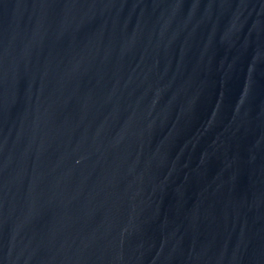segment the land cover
<instances>
[{
    "label": "water",
    "instance_id": "obj_1",
    "mask_svg": "<svg viewBox=\"0 0 264 264\" xmlns=\"http://www.w3.org/2000/svg\"><path fill=\"white\" fill-rule=\"evenodd\" d=\"M0 264H264V0H0Z\"/></svg>",
    "mask_w": 264,
    "mask_h": 264
}]
</instances>
